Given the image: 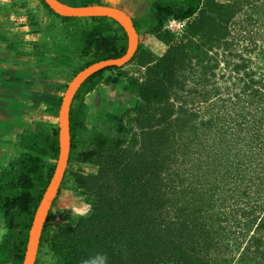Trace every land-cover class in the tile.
<instances>
[{"label": "trees", "instance_id": "1", "mask_svg": "<svg viewBox=\"0 0 264 264\" xmlns=\"http://www.w3.org/2000/svg\"><path fill=\"white\" fill-rule=\"evenodd\" d=\"M40 1L62 22L79 19L60 17ZM57 1L75 8L98 5V0ZM158 1L156 19L161 27L169 17L188 21L179 41L172 42L167 32L157 34L167 47L161 58L154 61L140 55L128 62L136 58L145 68L141 83L130 81L121 90L131 97L124 113L140 117L139 149L123 148L128 129L121 116L108 110L98 116L107 133L94 136L89 142L92 148L76 157L81 163L95 161L96 171L72 175L76 188L92 199L90 213L49 236L50 209L38 248L45 245L55 264H102L101 258H106L105 264H264V61L258 65L246 56L255 50L264 55V0ZM236 13L238 161L220 174L223 164L218 155L204 151L230 152V144L220 139L208 143V134L216 132L211 129L213 122L197 123V114L184 106L175 109L173 98L179 99L183 91L178 90L183 88L181 74L193 58L199 59L191 51L202 52L204 46L221 42ZM86 19L84 26L68 30L72 44L60 50L67 63L94 54L78 73L99 61L119 59L127 51L126 32L115 20ZM27 25L38 32L31 12ZM122 67L95 73L75 93L68 116V164L85 129L83 96L101 82L123 83L120 76L105 77V72ZM20 148L24 153L0 172V215L6 231L0 242V264L23 262L35 210L55 171V166H49L42 181V157L57 161L58 130L49 144L45 135L27 136ZM59 193L60 187L51 208ZM13 217L23 222L24 230L17 253L9 246Z\"/></svg>", "mask_w": 264, "mask_h": 264}, {"label": "crops", "instance_id": "2", "mask_svg": "<svg viewBox=\"0 0 264 264\" xmlns=\"http://www.w3.org/2000/svg\"><path fill=\"white\" fill-rule=\"evenodd\" d=\"M39 3L40 0H0V172L24 153L20 143L25 137L45 135L49 144L58 130L59 100L71 81L66 82L64 76L75 59L67 63L60 53L72 44L68 23L50 15ZM159 4L158 0H98V5L122 10L129 16L138 36L134 56L145 55L154 61L167 49L157 38L163 32L156 19ZM28 12L36 18L37 33L27 25ZM85 23L78 22V26ZM126 45L128 48V38ZM136 58L131 67L144 74L145 68ZM122 88L123 83L101 82L85 94V121H95L106 110L115 113L128 108ZM42 158L53 161L48 156Z\"/></svg>", "mask_w": 264, "mask_h": 264}, {"label": "rangeland", "instance_id": "3", "mask_svg": "<svg viewBox=\"0 0 264 264\" xmlns=\"http://www.w3.org/2000/svg\"><path fill=\"white\" fill-rule=\"evenodd\" d=\"M36 1L39 2V0ZM75 1L79 2V0ZM217 1L220 3H228L231 0ZM39 5L42 6L40 3ZM83 20L87 22L88 19H75L69 22L66 28L69 30L71 27H76L78 26V22H85ZM228 27L227 36L221 42H212L204 46L202 52L200 50L191 51L198 55L199 59L193 58L190 65L181 74L179 81L183 88L178 90L183 91L178 93L177 98L179 99L173 98L175 109L184 106L189 112L197 114V123L202 120L205 122L211 120L213 122L214 126L211 129L216 132L208 134L210 138L209 140L207 138L208 143L213 142V144H217L215 142H218L220 139L224 144L226 142L230 144V152L227 149L224 150V148L220 150L214 149L212 151L205 149L204 151L205 155L211 152H213L212 156L218 155V158L223 164L219 168L220 174H223L227 166H230L234 160L238 161V13H236ZM181 39L175 40L173 38L172 42ZM203 52L205 55L202 54ZM246 56L258 65L263 64L264 59L262 57L264 55H259L258 50L247 53ZM93 58L94 54L92 53L85 59H76L71 62L72 64L68 67L64 76L66 82L72 80L81 67ZM131 64L132 62L124 65L122 67L123 69H121L122 71H107L105 72V77L120 76L123 78V84H127L130 81L141 83L144 74H142V71L133 70ZM203 67L205 68L203 69ZM184 101H186L185 104L183 103ZM150 110H152V107H150ZM124 112V110L120 112L115 111L118 116H121L123 125L128 129V135L123 148L136 151L139 149L140 117L135 112ZM100 133H107V126L101 118L93 122L90 120L85 121V129L81 132L82 141L73 152V160L67 165L66 170L68 171L65 172L60 185V193H62H59L55 205L50 208L51 214L47 223L49 236L55 233L60 226L74 225L81 217L87 216L90 213L92 199L76 188L72 175L74 172L92 174L96 171L97 166L95 161L81 163L76 160V157L79 152L91 149L92 147L89 145L90 140ZM204 142L207 141L204 140ZM44 163L45 166L41 170L43 182L46 179L48 167H56L57 161L47 160ZM0 222L1 242L3 234L6 233L3 230L2 215H0ZM23 231V222L13 217V229L11 233L13 234V239L9 243L13 253H17V249L21 248L20 241ZM35 264H55L54 260L49 256L45 245L37 249Z\"/></svg>", "mask_w": 264, "mask_h": 264}, {"label": "water", "instance_id": "4", "mask_svg": "<svg viewBox=\"0 0 264 264\" xmlns=\"http://www.w3.org/2000/svg\"><path fill=\"white\" fill-rule=\"evenodd\" d=\"M49 9L60 17L66 18H94L105 17L115 20L125 30L128 38V48L126 53L116 60H105L94 63L79 73H77L68 84L62 97L58 114V144L59 154L54 174L46 188L42 198L35 210L33 220L28 232L27 244L22 264H35L37 249L42 227L46 221L48 212L55 200L59 187L65 175L70 154L68 116L73 97L77 89L92 75L108 67H122L126 65L134 56L138 48V36L132 20L122 10L94 5L87 7H60L57 0H43ZM120 20H123L124 25ZM126 94V93H125ZM126 100L131 104V97L126 94Z\"/></svg>", "mask_w": 264, "mask_h": 264}, {"label": "built area", "instance_id": "5", "mask_svg": "<svg viewBox=\"0 0 264 264\" xmlns=\"http://www.w3.org/2000/svg\"><path fill=\"white\" fill-rule=\"evenodd\" d=\"M187 21V19L179 20L169 17L163 22L161 29L163 32L169 33L175 40H178L184 36Z\"/></svg>", "mask_w": 264, "mask_h": 264}, {"label": "clouds", "instance_id": "6", "mask_svg": "<svg viewBox=\"0 0 264 264\" xmlns=\"http://www.w3.org/2000/svg\"><path fill=\"white\" fill-rule=\"evenodd\" d=\"M102 259V264H105L106 258H101ZM85 264H95V261H85Z\"/></svg>", "mask_w": 264, "mask_h": 264}, {"label": "bare ground", "instance_id": "7", "mask_svg": "<svg viewBox=\"0 0 264 264\" xmlns=\"http://www.w3.org/2000/svg\"><path fill=\"white\" fill-rule=\"evenodd\" d=\"M59 5H60V7H62V8H65V5H63V4H60V3H59ZM120 22H121V24H123V25H124V22H123V20H120Z\"/></svg>", "mask_w": 264, "mask_h": 264}]
</instances>
